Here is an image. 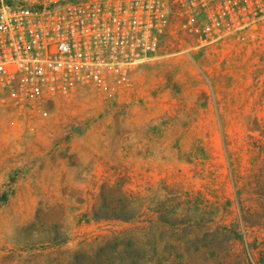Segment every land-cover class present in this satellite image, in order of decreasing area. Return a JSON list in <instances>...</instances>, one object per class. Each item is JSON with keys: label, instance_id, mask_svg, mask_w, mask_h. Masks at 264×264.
I'll use <instances>...</instances> for the list:
<instances>
[{"label": "rangeland", "instance_id": "1", "mask_svg": "<svg viewBox=\"0 0 264 264\" xmlns=\"http://www.w3.org/2000/svg\"><path fill=\"white\" fill-rule=\"evenodd\" d=\"M187 1L166 0L157 50L125 81L0 104V264H99L115 239H147L101 214L164 189L238 220L228 164L246 175L264 137V0Z\"/></svg>", "mask_w": 264, "mask_h": 264}, {"label": "built area", "instance_id": "2", "mask_svg": "<svg viewBox=\"0 0 264 264\" xmlns=\"http://www.w3.org/2000/svg\"><path fill=\"white\" fill-rule=\"evenodd\" d=\"M165 11L166 0H0V104L125 81L157 50Z\"/></svg>", "mask_w": 264, "mask_h": 264}, {"label": "trees", "instance_id": "3", "mask_svg": "<svg viewBox=\"0 0 264 264\" xmlns=\"http://www.w3.org/2000/svg\"><path fill=\"white\" fill-rule=\"evenodd\" d=\"M250 151L246 175L234 174L228 164L237 221L226 223L219 217L229 201L220 208L198 193L164 189L153 208L142 209L127 199L99 219L142 224L147 239L126 244L115 239L100 249L105 257L99 264H264V238L249 242L246 235L255 227L264 230V137L254 140Z\"/></svg>", "mask_w": 264, "mask_h": 264}]
</instances>
